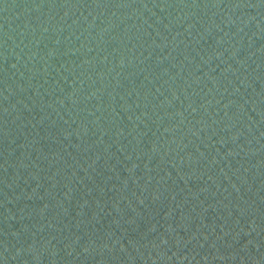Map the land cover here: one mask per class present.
I'll return each instance as SVG.
<instances>
[{
    "label": "water",
    "instance_id": "1",
    "mask_svg": "<svg viewBox=\"0 0 264 264\" xmlns=\"http://www.w3.org/2000/svg\"><path fill=\"white\" fill-rule=\"evenodd\" d=\"M0 264H264V0H0Z\"/></svg>",
    "mask_w": 264,
    "mask_h": 264
}]
</instances>
